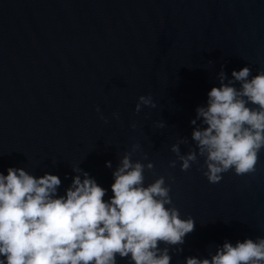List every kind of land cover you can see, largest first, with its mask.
Listing matches in <instances>:
<instances>
[{
  "label": "water",
  "instance_id": "95a60500",
  "mask_svg": "<svg viewBox=\"0 0 264 264\" xmlns=\"http://www.w3.org/2000/svg\"><path fill=\"white\" fill-rule=\"evenodd\" d=\"M244 65L264 70V0H0V172L56 174L62 195L78 167L107 200L122 156L151 162L144 183L163 176L169 206L194 221L182 244L159 243L170 264L264 236V148L255 171L217 183L199 154L180 168L197 106ZM141 94L154 106L136 112Z\"/></svg>",
  "mask_w": 264,
  "mask_h": 264
},
{
  "label": "clouds",
  "instance_id": "9594fccd",
  "mask_svg": "<svg viewBox=\"0 0 264 264\" xmlns=\"http://www.w3.org/2000/svg\"><path fill=\"white\" fill-rule=\"evenodd\" d=\"M219 78L206 103L196 108L204 125L191 132L196 151L179 155L182 170L197 154L203 156V175L210 183L229 169L238 175L255 171L264 148V70L251 74L244 65L231 71L228 82L222 71ZM142 104L154 106L150 95L141 94L134 111ZM172 150L179 153L175 144ZM145 167L153 165L122 156L107 200V189L78 167L62 195H57L61 180L56 174L34 176L22 167H7L0 172V264H116L117 254L131 264H170L167 248L159 243L182 244L194 221L169 206L163 176L144 183ZM185 264H264V236L225 240L207 257H185Z\"/></svg>",
  "mask_w": 264,
  "mask_h": 264
}]
</instances>
